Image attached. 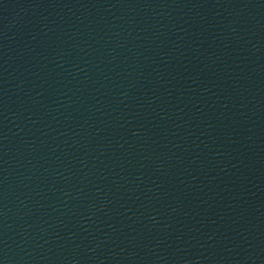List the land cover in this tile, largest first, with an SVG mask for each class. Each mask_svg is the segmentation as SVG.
Returning <instances> with one entry per match:
<instances>
[{"label": "water", "instance_id": "obj_1", "mask_svg": "<svg viewBox=\"0 0 264 264\" xmlns=\"http://www.w3.org/2000/svg\"><path fill=\"white\" fill-rule=\"evenodd\" d=\"M0 264H264V0H0Z\"/></svg>", "mask_w": 264, "mask_h": 264}]
</instances>
